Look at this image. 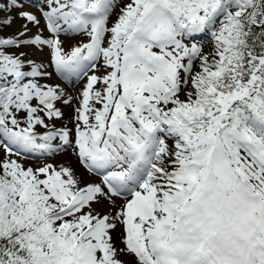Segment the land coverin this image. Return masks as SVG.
Instances as JSON below:
<instances>
[{
	"label": "snow or ice",
	"instance_id": "1",
	"mask_svg": "<svg viewBox=\"0 0 264 264\" xmlns=\"http://www.w3.org/2000/svg\"><path fill=\"white\" fill-rule=\"evenodd\" d=\"M26 2L0 0V264H264V0ZM54 74L85 81L72 127ZM68 147L98 181L12 158Z\"/></svg>",
	"mask_w": 264,
	"mask_h": 264
},
{
	"label": "rangeland",
	"instance_id": "2",
	"mask_svg": "<svg viewBox=\"0 0 264 264\" xmlns=\"http://www.w3.org/2000/svg\"><path fill=\"white\" fill-rule=\"evenodd\" d=\"M34 1L39 2L40 6L43 5V3H44V0H34ZM33 6L37 7L36 4H31V5L26 4V7H32V10L35 11V7H33ZM113 19H114V17H113ZM42 23H43V21H42ZM29 27L32 28V32H34L36 30V28L32 27L31 25ZM9 31H12V29H9ZM45 33L47 34L46 31H45ZM61 39L64 41L65 48L67 50L70 45H74L80 41L86 40V36L62 34ZM203 46H204L205 51H208L211 48V40L207 34L204 37ZM24 51H26L28 53V57L34 59L36 62H38V63L44 62L45 64H47L48 55H45L42 51L34 50L31 47L24 49ZM46 51L49 53V49L46 48ZM47 70L52 71V69L50 67L47 68ZM48 82L53 83V84L59 83L62 87H65L67 89L69 94H71L73 96L74 100H73V103L71 105L58 104V106L61 107V109L65 115H64L63 120L55 121L57 126L68 125L69 127H72L75 124V120L72 118L75 116L74 108L76 106H78V91L82 87V86L79 87V85L85 81L83 79H81L78 81H74V83H72V82L64 80L61 77L55 76V74H54L53 78L51 80H49ZM38 130L41 132L44 131L43 128H39ZM5 155L6 154H5L4 149L2 147H0V159H3L5 157ZM42 156L44 158L41 160H38V158H27V157H23V156H21V157L13 156L12 158L18 159L19 162L24 164L26 167H28V166L36 167V166L43 165L45 163H51L54 166L71 165L76 170L77 175L82 177L84 180H96V181L99 180L98 176H95L91 173H88L79 164V162L77 161L76 156L72 150V147H68L64 150H61L60 152H57L55 155H48V154L44 155L43 154ZM122 202H123L122 198H117L118 204L122 203Z\"/></svg>",
	"mask_w": 264,
	"mask_h": 264
},
{
	"label": "bare ground",
	"instance_id": "3",
	"mask_svg": "<svg viewBox=\"0 0 264 264\" xmlns=\"http://www.w3.org/2000/svg\"><path fill=\"white\" fill-rule=\"evenodd\" d=\"M35 31H36V30H35ZM35 31H34V32H35ZM44 34L47 35L46 33H44ZM47 49H48V48H47ZM42 52H43L45 55H48V54H49V53L46 51V48H44ZM83 83H84V82H82V83L79 85V87L82 86Z\"/></svg>",
	"mask_w": 264,
	"mask_h": 264
}]
</instances>
